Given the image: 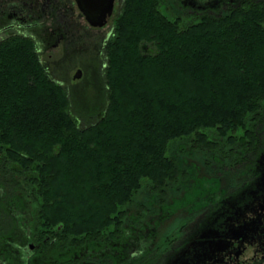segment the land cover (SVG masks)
Segmentation results:
<instances>
[{"label":"trees","instance_id":"16d2710c","mask_svg":"<svg viewBox=\"0 0 264 264\" xmlns=\"http://www.w3.org/2000/svg\"><path fill=\"white\" fill-rule=\"evenodd\" d=\"M162 3L123 0L105 47V99L100 93L89 115L95 121L82 128L32 41L0 42V168L11 182L18 177L34 207L33 251L45 263H63L65 250L78 255L88 243L122 239L125 209L142 189L164 206L187 178L171 152L177 143L227 155L254 144L264 114V9L247 6L183 26ZM4 200L2 248L9 251L17 237L19 264H28L18 224L7 217L15 200ZM141 206L148 216L153 206Z\"/></svg>","mask_w":264,"mask_h":264},{"label":"rangeland","instance_id":"374dc122","mask_svg":"<svg viewBox=\"0 0 264 264\" xmlns=\"http://www.w3.org/2000/svg\"><path fill=\"white\" fill-rule=\"evenodd\" d=\"M64 1L68 2V0ZM21 2L32 3L35 6L31 20L35 28L22 32L14 30L5 32L0 36V40L8 36L20 35L32 41L48 79L65 90L69 103L68 112L77 120L79 127H86L95 121V116L89 115L96 113V106L99 105L101 97L102 100L105 99V94L102 93V89L105 88L104 71L107 61L105 47L112 33L113 22L122 11V1H115L111 19L98 28L88 26L72 3H68L61 11L65 15L62 22H59L58 16L55 19L46 17L47 10L44 13L40 8L43 0H4L3 9L6 11L8 4H15L18 8L14 12L21 15L19 13L22 9ZM232 10L222 12V15ZM162 12L171 18H180L183 26L193 24L199 18L207 16V13L198 16L189 9L178 10L169 0H163ZM218 16L219 14H216L213 17ZM54 28L60 30L62 39L58 40L57 37L50 36ZM77 72L81 73V78L73 80ZM262 117L260 120L263 123L264 114ZM254 145L255 136L253 146L246 152H242L243 149L239 146L235 148L234 155H227L228 153L218 154L219 151L195 152L190 144L177 143L171 152L179 157L182 168L187 170V178L170 190L167 203L157 207L156 199L152 198L145 189L140 190L133 203L125 209L126 227L122 239L118 238L107 246H101L98 242L88 243L82 246L78 255L71 249L65 250L62 255L63 263L57 261L45 263L44 257L29 250V246L34 248L36 245L32 235L34 207L31 202L23 198L22 194H25V191L21 190L22 194L20 193V187L16 182L18 177L11 182L10 175L3 177L5 171L2 168H0V182L5 180L6 183H11L4 184L3 188L0 184V202L5 197L15 200L14 204L6 209L7 217L11 224L12 222L18 224V237L20 242L22 240L24 242L25 254L30 260L28 264H140L144 259L163 256L167 250L175 246V242L187 228L203 218L216 193L235 188L240 178V162L252 158ZM8 170L9 174L15 172V169L8 168ZM144 203L153 206L148 216H145V210L142 211L141 208V204ZM154 209H157V212L153 211ZM171 234L173 237L171 236L170 240H163Z\"/></svg>","mask_w":264,"mask_h":264},{"label":"flooded vegetation","instance_id":"af4514ba","mask_svg":"<svg viewBox=\"0 0 264 264\" xmlns=\"http://www.w3.org/2000/svg\"><path fill=\"white\" fill-rule=\"evenodd\" d=\"M169 1L178 10L189 9L198 16L207 13V17L219 14L217 18L231 9H244L247 6L264 9V0ZM21 3V15H18L14 12L18 6L8 4V10L4 11V0H0V36L12 30L22 32L35 28L31 21L35 6ZM68 3L76 7L74 0H43L40 8L44 13L47 10L46 17L55 19L58 16L59 22H62L65 15L61 11ZM59 32L54 28L50 36L60 40ZM11 37L21 36H8L0 42ZM261 121L259 118L256 122L253 156L248 161L240 162V178L235 188L216 193L203 218L187 228L175 246L163 256L144 259L140 264H264V122ZM2 221L0 218V232ZM8 248L9 251L3 250L0 242V264H19L21 256L17 237Z\"/></svg>","mask_w":264,"mask_h":264},{"label":"water","instance_id":"95a60500","mask_svg":"<svg viewBox=\"0 0 264 264\" xmlns=\"http://www.w3.org/2000/svg\"><path fill=\"white\" fill-rule=\"evenodd\" d=\"M76 8L88 26L98 28L105 25L112 17L115 0H74ZM81 73L77 72L73 80H79ZM29 246V250H33Z\"/></svg>","mask_w":264,"mask_h":264}]
</instances>
